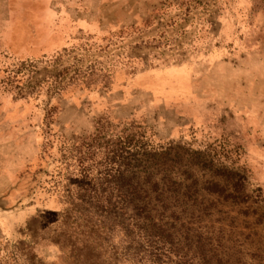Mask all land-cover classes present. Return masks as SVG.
Masks as SVG:
<instances>
[{"label": "rangeland", "instance_id": "rangeland-1", "mask_svg": "<svg viewBox=\"0 0 264 264\" xmlns=\"http://www.w3.org/2000/svg\"><path fill=\"white\" fill-rule=\"evenodd\" d=\"M0 129L19 144L0 156V264H133L124 136L160 158L167 222L213 264H264V0H0ZM220 146L243 202L187 153Z\"/></svg>", "mask_w": 264, "mask_h": 264}, {"label": "trees", "instance_id": "trees-1", "mask_svg": "<svg viewBox=\"0 0 264 264\" xmlns=\"http://www.w3.org/2000/svg\"><path fill=\"white\" fill-rule=\"evenodd\" d=\"M17 115L19 114L13 116ZM121 138L122 140L117 144V150L121 151L119 156L122 158L120 161L122 164L120 165L125 167V171L133 167L140 168V177H134V182H131L132 177L126 179L125 185H123L126 189L120 195L121 208L128 210V207H131L132 213L129 214L128 220L130 221L132 218L138 222L139 230V241L134 247H126V249L128 248L124 253L126 262L163 264L165 260L162 258L166 256L168 261L166 263L169 264H213L211 257H208L202 250L204 246L200 240H196L194 246L192 236L183 228V225L176 226L175 223H169L165 220L167 205L164 193L158 187V183L153 181L154 173L148 170V164L152 165L160 158L156 154L151 153L152 156H150L146 150H140L143 149L142 146L134 143L133 137L124 136ZM136 146H138V150H135ZM223 152H226L224 146L214 147L211 152L205 153L206 155H203L199 150L190 148L187 150L188 155L196 165L211 169L214 175L224 180L223 184L218 181L209 182L205 187L209 193L217 194L225 201L243 202L245 179L242 174L225 166H216V162H219V157ZM159 153L165 157L167 152L161 150ZM154 164L156 165V163ZM6 165L2 166L3 170L8 176H12ZM230 187L234 188L233 192L229 190ZM122 215L125 217L126 211ZM90 251L91 249L89 254ZM114 255L113 253L109 259L105 258L107 264H113L116 261ZM217 263L221 264V261L218 259Z\"/></svg>", "mask_w": 264, "mask_h": 264}, {"label": "crops", "instance_id": "crops-1", "mask_svg": "<svg viewBox=\"0 0 264 264\" xmlns=\"http://www.w3.org/2000/svg\"><path fill=\"white\" fill-rule=\"evenodd\" d=\"M3 132H4V130H1L0 129V156H1V160L6 161L7 159H10V157H11V155H9L8 157H7V155L9 153H11L14 150V148L17 150L18 149L17 146L19 144H15L16 147H11L10 144L7 145L8 144V141H10L11 139L10 138H7L8 137L7 136V133L5 134ZM6 178L8 179L10 177L7 175V173L4 170H2L0 172V180L6 179Z\"/></svg>", "mask_w": 264, "mask_h": 264}]
</instances>
